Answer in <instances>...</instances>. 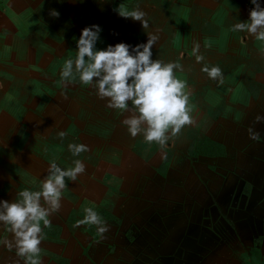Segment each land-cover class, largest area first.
<instances>
[{
	"label": "crops",
	"instance_id": "crops-1",
	"mask_svg": "<svg viewBox=\"0 0 264 264\" xmlns=\"http://www.w3.org/2000/svg\"><path fill=\"white\" fill-rule=\"evenodd\" d=\"M118 8L142 11L148 27ZM252 8L251 0H0V200L40 191L53 162L65 170L76 160L85 165L75 180L65 177L50 227L41 222V264H197L206 252L203 260L225 254L209 263L221 264L238 239L244 249L254 233L260 243L248 252L264 264V119L256 121L264 118V41L233 30L249 21ZM92 25L101 29L98 50L157 35L152 58L181 66L175 75L190 90L195 123L161 147L143 133L132 137L122 123L131 113L108 107L78 73L63 81L82 29ZM197 55L204 59L197 62ZM205 66L221 68L223 83ZM81 143L89 151L74 156L69 144ZM189 186L195 193L188 203ZM238 198L239 238L231 218L202 214L207 205ZM190 203L192 212L189 205L180 210ZM87 208L107 232L79 223ZM218 234H229V243L218 242ZM0 235H8L2 222ZM188 235L193 246L184 244ZM186 253L193 262L181 257ZM0 264L24 259L0 245Z\"/></svg>",
	"mask_w": 264,
	"mask_h": 264
},
{
	"label": "clouds",
	"instance_id": "clouds-1",
	"mask_svg": "<svg viewBox=\"0 0 264 264\" xmlns=\"http://www.w3.org/2000/svg\"><path fill=\"white\" fill-rule=\"evenodd\" d=\"M251 3L253 8L249 13V21L235 24L233 30L247 31L256 39L264 41V7L258 0H251ZM117 11L123 18L140 21L144 29L148 27L142 11L129 13L119 8ZM50 14L59 16L55 10H51ZM100 31L98 25L82 29L77 41L76 58L68 59L63 66V81L73 79L74 73H78L84 85H91L97 90L99 99L108 98V107L131 113L122 123L132 137L143 133L147 142H156L161 147L172 136L179 134L182 128L195 123L189 105L190 90H186V82L175 75L176 69L182 71L181 66L152 58L157 35L150 33L146 43L134 47L121 42L98 50L96 43ZM198 50L199 44H196L193 53L196 54ZM196 59L200 62L204 58L197 55ZM202 71L209 78L223 83L221 68L205 66ZM129 102L134 111L129 109ZM262 119L256 117L257 122ZM249 132L250 138L258 139V134L252 129ZM68 147L74 156L89 151V147L83 143L69 144ZM74 165L65 170L53 162L40 191L25 189L17 192L13 202L0 200V222L3 231L8 234L0 235V245L9 251L15 249L16 254L24 259V264H41L39 246L45 238L41 222L44 227H50L49 216L60 210L62 190L66 187L65 177L75 180L78 174L84 173V163L76 160ZM85 213L79 223L96 225L101 235L108 231L106 223L96 211L87 208Z\"/></svg>",
	"mask_w": 264,
	"mask_h": 264
},
{
	"label": "rangeland",
	"instance_id": "rangeland-1",
	"mask_svg": "<svg viewBox=\"0 0 264 264\" xmlns=\"http://www.w3.org/2000/svg\"><path fill=\"white\" fill-rule=\"evenodd\" d=\"M187 179L188 180L190 179V181H191V178L190 177H187ZM187 190H188L187 192L190 193V196L188 197V196H186L184 194L183 197H185L186 199H188L187 202L189 203V200L191 201L193 199L192 196L195 193V191H194L195 189L193 188V186H189V188ZM174 191H176V190L173 189V192ZM239 202H240V198L236 199L231 204L228 203V202L218 201V202H214L212 205H207V207L204 205L206 208H204L202 214H204V216H209V217L210 216H214V215H221V216H226V217L231 218V219L227 220V224L230 223V225L233 227V232H235L234 233L235 234L234 237L236 236V237L239 238V236H237V234H236L240 230V225H241V221H240V217H239V212L240 211L239 210H236L238 208L237 205L239 204ZM145 204L146 203L143 204L144 207L146 206ZM180 205H182V204H180ZM185 205H182V208L180 209L181 211L186 212L188 205L190 206V209H191L192 203L185 204ZM233 207H234V209H233ZM192 211L193 210L191 209V212ZM195 211H196V209H195ZM210 218H212V217H210ZM191 222H192V220H191ZM211 223H214V221L212 220ZM215 224L218 225V219L216 220V223ZM192 226H193V222H192ZM218 230H219V227H218L217 231ZM216 237L218 239V242L222 241V242H225L227 244L229 243L227 241V239L229 237L226 238V235L225 234H222V235L221 234H218V235H216ZM250 241H249V244H250ZM192 242H193L192 238H189V235L186 236L185 241H184V244L185 245H189V246H193L192 245ZM242 242L243 241H240V239H238V243L236 244V246H237L236 250L235 249H232V250H230V253H229V254H231L230 256H232V258H228V260H226V262H224V263L220 262V263L221 264H231V259H232V261H235L236 264H245V261L244 260L247 257V253H249V256L250 257L247 260V263L248 264H262V261L260 260V258L255 253H251V250L248 252V249H251L250 248L251 246L249 244H246L248 247L246 245L243 246L244 249H241V248L238 247V245H242ZM199 250H200L199 253H202L203 248L202 249H199ZM219 255L226 256L225 254L219 253V254L213 256L212 259L214 260ZM181 257L184 258L188 262H193V259H194V258L189 257V254H187V253H186V255H183L182 254ZM195 259H197V258H195ZM212 259H207V260L204 259V261H207L206 264H209V263H211ZM198 261H199V259L196 262H198Z\"/></svg>",
	"mask_w": 264,
	"mask_h": 264
},
{
	"label": "flooded vegetation",
	"instance_id": "flooded-vegetation-1",
	"mask_svg": "<svg viewBox=\"0 0 264 264\" xmlns=\"http://www.w3.org/2000/svg\"><path fill=\"white\" fill-rule=\"evenodd\" d=\"M230 235L228 234H226V238H228ZM249 241H250V248H252V250L254 249H256V247H257V245H258V243H260L259 241H260V236L259 235H256L255 233L254 234H252L251 236H250V238L249 237H246ZM248 247V246H247ZM208 252H206V254H207ZM206 254H204L205 256H206ZM202 256V259H200L199 261H198V263L197 264H206L207 262L206 261H204L203 260V258L205 257V256Z\"/></svg>",
	"mask_w": 264,
	"mask_h": 264
},
{
	"label": "bare ground",
	"instance_id": "bare-ground-1",
	"mask_svg": "<svg viewBox=\"0 0 264 264\" xmlns=\"http://www.w3.org/2000/svg\"><path fill=\"white\" fill-rule=\"evenodd\" d=\"M59 10V9H58Z\"/></svg>",
	"mask_w": 264,
	"mask_h": 264
}]
</instances>
